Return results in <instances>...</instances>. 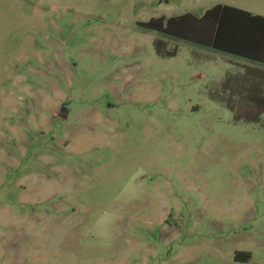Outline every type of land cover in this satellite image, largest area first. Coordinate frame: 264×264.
<instances>
[{"label":"rangeland","instance_id":"rangeland-1","mask_svg":"<svg viewBox=\"0 0 264 264\" xmlns=\"http://www.w3.org/2000/svg\"><path fill=\"white\" fill-rule=\"evenodd\" d=\"M217 4L264 16V0H0V264H264V118L209 98L241 62L141 26Z\"/></svg>","mask_w":264,"mask_h":264},{"label":"trees","instance_id":"trees-1","mask_svg":"<svg viewBox=\"0 0 264 264\" xmlns=\"http://www.w3.org/2000/svg\"><path fill=\"white\" fill-rule=\"evenodd\" d=\"M149 32L189 42L235 58L233 72H227L209 95L227 109L234 122L260 124L264 118V16L223 4H217L200 16L152 18L141 24ZM152 41L159 58H172L177 46ZM248 258V257H247Z\"/></svg>","mask_w":264,"mask_h":264},{"label":"water","instance_id":"water-1","mask_svg":"<svg viewBox=\"0 0 264 264\" xmlns=\"http://www.w3.org/2000/svg\"><path fill=\"white\" fill-rule=\"evenodd\" d=\"M67 115H68V110H67L66 106L65 105L60 106L57 116L60 119H66Z\"/></svg>","mask_w":264,"mask_h":264}]
</instances>
